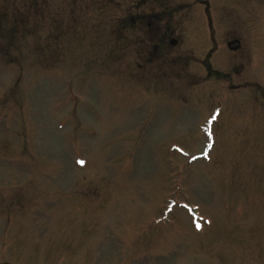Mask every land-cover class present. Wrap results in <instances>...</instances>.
<instances>
[{
  "label": "rangeland",
  "instance_id": "1",
  "mask_svg": "<svg viewBox=\"0 0 264 264\" xmlns=\"http://www.w3.org/2000/svg\"><path fill=\"white\" fill-rule=\"evenodd\" d=\"M0 264H264V0H0Z\"/></svg>",
  "mask_w": 264,
  "mask_h": 264
},
{
  "label": "flooded vegetation",
  "instance_id": "2",
  "mask_svg": "<svg viewBox=\"0 0 264 264\" xmlns=\"http://www.w3.org/2000/svg\"><path fill=\"white\" fill-rule=\"evenodd\" d=\"M232 45H233V44H232ZM234 45H235V47H236V45H238V43H237V42H235V44H234ZM229 46H231V45H229Z\"/></svg>",
  "mask_w": 264,
  "mask_h": 264
},
{
  "label": "trees",
  "instance_id": "3",
  "mask_svg": "<svg viewBox=\"0 0 264 264\" xmlns=\"http://www.w3.org/2000/svg\"><path fill=\"white\" fill-rule=\"evenodd\" d=\"M34 6H35V7H36V6L38 7V5H37L36 3H34ZM42 6H43V5H42ZM35 9H36V8H35Z\"/></svg>",
  "mask_w": 264,
  "mask_h": 264
}]
</instances>
